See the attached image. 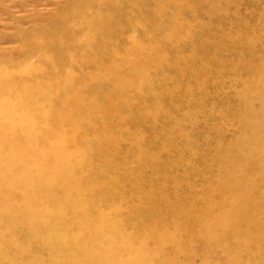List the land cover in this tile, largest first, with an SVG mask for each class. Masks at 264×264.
<instances>
[{
  "label": "rangeland",
  "instance_id": "obj_1",
  "mask_svg": "<svg viewBox=\"0 0 264 264\" xmlns=\"http://www.w3.org/2000/svg\"><path fill=\"white\" fill-rule=\"evenodd\" d=\"M47 1L0 0V264H264V0Z\"/></svg>",
  "mask_w": 264,
  "mask_h": 264
},
{
  "label": "bare ground",
  "instance_id": "obj_2",
  "mask_svg": "<svg viewBox=\"0 0 264 264\" xmlns=\"http://www.w3.org/2000/svg\"><path fill=\"white\" fill-rule=\"evenodd\" d=\"M32 1H33V2H36V0H32ZM46 1H47V0H46ZM52 1H53V0H52ZM84 1H85V0H84ZM12 2H13V1H12ZM16 2H18V1H16ZM47 2H49V1H47ZM105 2H106V1H105ZM13 3H14V2H13ZM80 3L82 4V2H80ZM18 4H19V3H18ZM20 4H21V2H20ZM66 4L68 5V3H66ZM66 4H65V5H66ZM81 4H80V5H81ZM90 4H93V3H90ZM95 4H96V3H95ZM58 5H59V4H58ZM58 5H56V6H58ZM61 5H62V4H61ZM67 5H66V6H67ZM3 6H4V5H3ZM26 6H28V5H26V4H22V5H21V8L24 9V7H25V9H26ZM72 6H73V5H72ZM81 6H84V5H81ZM96 6H97V5H96ZM112 6H113V5H112ZM62 7H63V6H62ZM67 7H69V6H67ZM79 7H80V6H78V9H80ZM89 7H90V5H89ZM100 7H101V6H100ZM104 7H105V5H104ZM58 8H59V7H58ZM112 8H113V7H112ZM9 9H10V8H9ZM76 9H77V7H76ZM98 9H100V8H98ZM0 10H1V9H0ZM26 10H30V9H26ZM26 10H23V11H26ZM71 10H72V9H71ZM91 10H92V9H91ZM100 10H101V9H100ZM2 11H3V10H2ZM84 11H85V10H84ZM86 11H87V10H86ZM96 11H97V10H96ZM3 12H4V11H3ZM37 12H38V11H36V13H37ZM55 12H56V11H55ZM89 12H90V11H89ZM5 13H6V12H5ZM10 13H11V12H10ZM27 13H28V14H29V13H32V11H31V12L27 11ZM38 13H39V12H38ZM84 13H85V15H86V12H84ZM92 13H93V12H92ZM6 14H7V13H6ZM11 14H12V13H11ZM93 14H94V13H93ZM37 15H38V14H37ZM81 15H82V14H81ZM13 16H14V15H13ZM74 16H75V15H74ZM82 16H83V15H82ZM82 16H81V17H82ZM86 16H87V15H86ZM14 17H15V16H14ZM78 17H80V15H79ZM78 17H77V18H78ZM81 17H80V19H81ZM95 17H96V16H95ZM6 18H7V17H6ZM82 18H84V17H82ZM93 18H94V17H93ZM15 19H16V18H15ZM17 19H18V18H17ZM75 19H76V16H75ZM108 19H109V18H108ZM85 21H86V20H85ZM4 24H5V23H4ZM39 25H40V24H39ZM69 25H70V23H69ZM62 26H64V24H62ZM16 27H18V26H16ZM20 27H21V26H20ZM32 27H33V26H32ZM32 27H31V28H32ZM80 27H81V26H80ZM62 28H63V27H62ZM67 28H69V26H68ZM72 28H75V27H72ZM109 28H110V27H109ZM18 29H19V28H18ZM57 29H58V28H57ZM69 29H70V28H69ZM110 29H112V28H110ZM110 29H109V30H110ZM37 30H38V29H37ZM58 30H59V29H58ZM60 30H61V29H60ZM73 30H74V29H73ZM77 30H79V29H76V31H77ZM0 31H1V30H0ZM31 31H32V30H31ZM2 32H3V31H2ZM24 32H25V31H24ZM56 32H57V31H56ZM63 32H64V31H63ZM67 32H68V31H67ZM110 32H111V31H110ZM16 33H17V32H16ZM27 33H28V32H27ZM33 33H34V32H33ZM36 33H37V32H36ZM36 33H35V34H36ZM78 33H79V32H78ZM37 34L39 35L40 33H37ZM42 34H43V33H42ZM57 34H58V32H57ZM70 34H71V33H70ZM79 34H80V33H79ZM5 35H6V34H5ZM17 35H18V34H17ZM44 35H45V34H44ZM59 35H61V34H59ZM80 35H81V34H80ZM80 35L77 36V38L79 37L78 39H80ZM82 35H83V34H82ZM82 35H81V37H82ZM21 36H22V34H21ZM29 36H30V35H29ZM46 36H47V35H46ZM7 37H8V36H7ZM38 37H43V36H38ZM47 37L50 38V36H47ZM62 37H63V36H62ZM20 38H21V37H20ZM26 38H27V36H26ZM33 38H34V37H33ZM49 38H48V39H49ZM54 38H55V37H54ZM77 38H75V39H77ZM61 39H62V38H61ZM63 39H64V38H63ZM82 39H84V38H82ZM82 39H81V41H82ZM19 40H20V39H19ZM34 40H35V39H34ZM45 40H46V39H45ZM26 41H27V40H26ZM40 41H41V40H40ZM17 42H18V41H17ZM17 42H16V43H17ZM32 42L35 43L34 41H32ZM81 43H82V42H81ZM23 44H24V43H23ZM35 44H36V43H35ZM75 44H76V43H75ZM15 45H16V44H15ZM15 45H14V46H15ZM36 45H37V44H36ZM53 45H54V44H53ZM53 45H52V47H51L52 49L54 48ZM55 45H56V44H55ZM82 45H83V43H82ZM92 45H93V44H92ZM16 46H17V45H16ZM20 46L22 47L23 45H20ZM24 46L26 47L27 44L24 45ZM24 46H23L22 48H24ZM32 46H33V45H32ZM45 46H46V45L44 44V47H45ZM79 46H81V45H79ZM5 47L7 48V46H5ZM8 47H9V46H8ZM21 47H20V50L22 49ZM48 47H49V46H48ZM85 47H86V46H85ZM0 48H4V47H0ZM10 48H11V47H10ZM15 48H16V47H15ZM94 48H96V47H94ZM13 49H14V48H13ZM52 49H51V50H52ZM87 49H88V48H87ZM1 50H2V49H1ZM3 50H4V49H3ZM15 50H16V49H15ZM18 50H19V49H18ZM20 50H19V52H20ZM28 50H29V49H28ZM36 50H38V49H36ZM82 50H83V49H82ZM93 50H94V49H93ZM98 50H99V49H98ZM10 51H11V50H10ZM16 51H17V50H16ZM43 51H44V50H43ZM1 52H2V51H1ZM6 52H7V51H6ZM80 52H81V50H80ZM91 52H92V51H91ZM8 53H9V52H8ZM70 53H71V51H70ZM82 53H83V52H82ZM46 54L48 55L49 53L47 52ZM40 55H41V53H40ZM49 55H50V54H49ZM26 56L28 57V54H26ZM54 56H55V55H54ZM54 56H51V57L55 58ZM83 56H84V55H83ZM37 57H39V56H37ZM40 57H41V56H40ZM47 57H48V56H47ZM23 58H24V57H23ZM28 58H29V57H28ZM28 58H26L27 61L29 60ZM85 58H86V56H85ZM26 59H25L24 61H26ZM49 59L51 60V58H49ZM49 59H48V60H49ZM37 60H38V59H37ZM76 60H77V59H76ZM79 60H80V59H79ZM85 60H86V59H85ZM49 62H50V61H49ZM17 63H18V62H17ZM19 63H20V61H19ZM24 63H25V62H24ZM34 63H35V61H34ZM20 64H22V63H20ZM76 64H77V63H76ZM79 64H81V63H79ZM34 65H35V64H34ZM55 65H56V64H55ZM4 66H5V65H4ZM56 66H57V65H56ZM78 66H79V65H78ZM81 66L83 67L82 64H81ZM81 66H80V67H81ZM2 67H3V66H2ZM2 67H1V68H2ZM5 67H6V66H5ZM9 67H10V65H9ZM16 67H17V66H16ZM51 67H52V65H51ZM88 67H89V66H88ZM90 68H91V67H90ZM2 69H3V68H2ZM2 69H1V70H2ZM9 69H11V67H10ZM16 69H17V68H16ZM16 69L14 68L13 70L16 71ZM82 69H83V68H82ZM57 70H59L58 67H57ZM84 70H85V69H84ZM53 71H54V69H53ZM55 71H56V70H55ZM59 71H60V70H59ZM84 72H85V71H84ZM56 73H58V72H56ZM87 74H88V73H87ZM57 75H58V74H57ZM59 76H60V75H59ZM78 77H79V75H78ZM89 77H90V76H89ZM61 78H62V77H61ZM81 78H82V77H81ZM65 79H66V78H65ZM78 79H79V78H78ZM84 79H85V78H84ZM88 79H89V78H88ZM91 79H92V78H91ZM61 80H62V79H60V82H61ZM81 80H82V79H81ZM56 81H57V80H56ZM71 81H72V80L70 79V82H71ZM79 81H80V80H78L77 83H79ZM91 81H92V80H91ZM91 81H90V85H91ZM58 82H59V81H58ZM63 82H64V81H63ZM75 83H76V81H75ZM75 83L73 84V82H72L73 85H76ZM67 84H68V83H67ZM69 84H70V83H69ZM64 87H65V86H64ZM76 87H77V86H76ZM96 87H97V86H96ZM20 88H21V87H20ZM73 88H74V87H73ZM94 88H95V87H94ZM54 89H55V88H54ZM60 89H61V87H60ZM70 89H71V88H70ZM75 90H76V88H75ZM91 90H92V89H91ZM22 91H23V90H22ZM56 91H58V89H57ZM61 91H62V90H61ZM72 91H73V89H72ZM76 92H77V90H76ZM97 92H98V91H97ZM61 93H62V92H61ZM94 98H95V96H94ZM107 102H108V101H107ZM102 105H103V103H102ZM103 117H104V116H103ZM107 118H108V117H107ZM101 119H102V118H101ZM61 155H62V154H61ZM193 158H194V157H193Z\"/></svg>",
  "mask_w": 264,
  "mask_h": 264
}]
</instances>
